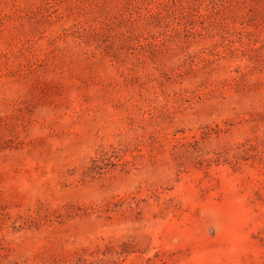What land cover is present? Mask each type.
<instances>
[{
    "label": "rangeland",
    "instance_id": "1",
    "mask_svg": "<svg viewBox=\"0 0 264 264\" xmlns=\"http://www.w3.org/2000/svg\"><path fill=\"white\" fill-rule=\"evenodd\" d=\"M0 264H264V0H0Z\"/></svg>",
    "mask_w": 264,
    "mask_h": 264
}]
</instances>
